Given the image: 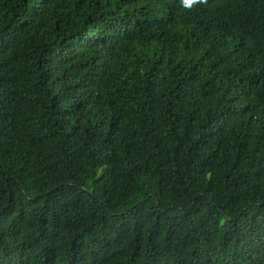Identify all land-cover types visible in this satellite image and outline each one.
Returning a JSON list of instances; mask_svg holds the SVG:
<instances>
[{"label":"trees","instance_id":"16d2710c","mask_svg":"<svg viewBox=\"0 0 264 264\" xmlns=\"http://www.w3.org/2000/svg\"><path fill=\"white\" fill-rule=\"evenodd\" d=\"M0 264H264V0H0Z\"/></svg>","mask_w":264,"mask_h":264},{"label":"clouds","instance_id":"9594fccd","mask_svg":"<svg viewBox=\"0 0 264 264\" xmlns=\"http://www.w3.org/2000/svg\"><path fill=\"white\" fill-rule=\"evenodd\" d=\"M201 0H181V3L184 5L186 8H191L194 4L200 3ZM206 2V0H204Z\"/></svg>","mask_w":264,"mask_h":264}]
</instances>
